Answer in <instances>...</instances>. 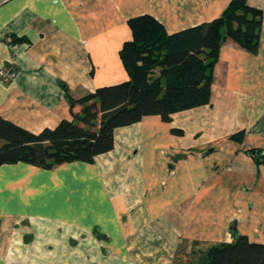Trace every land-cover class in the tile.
I'll return each mask as SVG.
<instances>
[{
	"label": "crops",
	"instance_id": "crops-1",
	"mask_svg": "<svg viewBox=\"0 0 264 264\" xmlns=\"http://www.w3.org/2000/svg\"><path fill=\"white\" fill-rule=\"evenodd\" d=\"M229 1L0 0V65L16 70L0 116L34 133L70 119L68 94L129 78V18L171 33ZM247 2L263 13L257 51L221 44L208 104L117 127L91 162L0 165V264H186L231 226L264 243V161L250 153L264 151V0Z\"/></svg>",
	"mask_w": 264,
	"mask_h": 264
},
{
	"label": "trees",
	"instance_id": "trees-1",
	"mask_svg": "<svg viewBox=\"0 0 264 264\" xmlns=\"http://www.w3.org/2000/svg\"><path fill=\"white\" fill-rule=\"evenodd\" d=\"M262 18V10L247 0H230L220 16L171 33L150 14L129 18L132 38L119 50L129 78L79 97L68 94L71 118L38 133L0 116V165L26 162L50 169L91 162L113 148L117 127L153 114L169 121L176 111L208 104L221 44L230 39L256 52ZM250 153L264 161L263 150ZM230 232L231 242L194 249L186 264H264V243L250 241L235 226Z\"/></svg>",
	"mask_w": 264,
	"mask_h": 264
},
{
	"label": "built area",
	"instance_id": "built-area-1",
	"mask_svg": "<svg viewBox=\"0 0 264 264\" xmlns=\"http://www.w3.org/2000/svg\"><path fill=\"white\" fill-rule=\"evenodd\" d=\"M16 70L10 64L0 65V80L9 81L14 78Z\"/></svg>",
	"mask_w": 264,
	"mask_h": 264
}]
</instances>
